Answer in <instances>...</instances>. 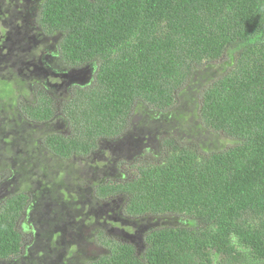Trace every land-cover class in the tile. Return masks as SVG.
Instances as JSON below:
<instances>
[{"label":"trees","instance_id":"16d2710c","mask_svg":"<svg viewBox=\"0 0 264 264\" xmlns=\"http://www.w3.org/2000/svg\"><path fill=\"white\" fill-rule=\"evenodd\" d=\"M39 9L59 65L87 71L59 102L65 130L40 138L48 153L89 154L120 136L137 106L166 118L180 87L195 80L197 117L229 138L210 152L166 140L163 156L137 165L132 178L97 182L95 197H117L127 216L180 224L148 230L140 250L89 228L96 250L81 264H264V0H43ZM1 82L0 101L9 102L15 90ZM54 106L40 95L22 111L43 122ZM12 108L4 106L6 118ZM28 184L0 197V260L21 252L19 223L41 207Z\"/></svg>","mask_w":264,"mask_h":264},{"label":"rangeland","instance_id":"374dc122","mask_svg":"<svg viewBox=\"0 0 264 264\" xmlns=\"http://www.w3.org/2000/svg\"><path fill=\"white\" fill-rule=\"evenodd\" d=\"M12 1L0 0V82L3 81L4 89L14 87L15 90L9 102L6 98L0 101L3 116L0 119V197L29 183L27 193H36L41 207L33 204L19 223L24 242L21 252L10 260H0V264H29L31 258H34L33 264H81L84 255L96 250L95 243L87 240L89 228L130 241L140 250L148 230L180 223L170 215L129 217L123 213L122 200L117 197L96 198L95 184L101 180L132 178L137 165L158 161L163 156L166 140L210 152L228 147L229 138L205 127L197 117L201 85L195 80L191 82L193 85L180 87L166 118L160 119L156 114L152 117L154 112L137 106L126 130L117 138L101 141L89 154L58 158L48 153L40 138L49 132L65 130L58 103L71 86L63 84L61 75L51 73L59 65L55 57L44 51L56 52V36L43 38L37 34L39 29H34L36 1L31 5L23 0ZM25 4L28 5L21 7ZM69 74L71 85L87 79L84 69H72ZM40 95L52 96L55 110L48 121L36 122L27 118L22 108ZM5 105L7 111L17 106V113L12 108L15 119L6 118ZM172 111L180 114L178 122H175L177 117H172ZM58 193L59 201L55 200ZM68 249L74 250L73 255H68Z\"/></svg>","mask_w":264,"mask_h":264},{"label":"flooded vegetation","instance_id":"af4514ba","mask_svg":"<svg viewBox=\"0 0 264 264\" xmlns=\"http://www.w3.org/2000/svg\"><path fill=\"white\" fill-rule=\"evenodd\" d=\"M10 1V0H9ZM12 1V0H11ZM23 1H26V2H28L30 5L32 4V2H35L36 1V5H35V8H36V15H35V17H34V19H33V21H34V23H35V25H34V29H35V27H37L39 30L37 31V34L38 35H40V36H46V34H43V32H42V27H41V25H40V23H39V21H38V13H39V11H40V6H41V4H42V2H43V0H23ZM12 3H14L13 5L15 6V7H18L19 5L18 4H16V2H14V1H12ZM20 4V3H19ZM26 5H28V4H25V5H22L21 7H23V6H26ZM18 8H20V7H18ZM22 21H23V19H22ZM32 36L33 37H35L37 40H38V37H37V35H35L34 33L32 34ZM44 38V37H43ZM36 50H35V54H36ZM32 53H34V51L32 52ZM44 53H47L48 55H50V56H52V57H55V60L57 61V64L59 65V63H58V54L56 53V52H54V51H44ZM57 65V66H58ZM69 72H70V70H69V68H66V67H63V66H61L60 67V65L57 67V68H55L54 67V69L51 71V73H53L55 76H57V75H61V78H62V82H63V84L64 83H66V84H68L69 85V88H70V86H71V84L69 83V81H71L70 80V74H69ZM26 76H28V75H26ZM74 84H76V83H73L72 85H74ZM13 85V84H12ZM12 88H14V87H12ZM70 90V89H69ZM69 92V91H68ZM67 95V94H66ZM36 98H38L37 96H36ZM36 98L34 99V102H35V100H36ZM31 104H33V102H31L30 104H28V105H31ZM58 104H60V103H58ZM14 107V109L16 110V113L17 112H19L18 111V109H17V106H13ZM25 107V106H24ZM23 107V108H24ZM22 108V109H23ZM59 115H60V113H58ZM54 116V115H53ZM62 118V117H61ZM60 120H63V119H60ZM20 121H22V119H20Z\"/></svg>","mask_w":264,"mask_h":264}]
</instances>
